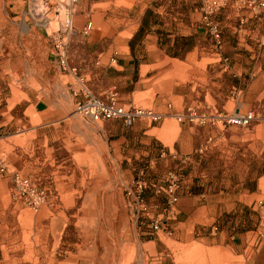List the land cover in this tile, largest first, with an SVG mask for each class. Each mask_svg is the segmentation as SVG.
I'll list each match as a JSON object with an SVG mask.
<instances>
[{
    "label": "crops",
    "instance_id": "crops-1",
    "mask_svg": "<svg viewBox=\"0 0 264 264\" xmlns=\"http://www.w3.org/2000/svg\"><path fill=\"white\" fill-rule=\"evenodd\" d=\"M30 1L0 0V142L19 135L47 145L42 151L51 155L42 168L47 162L51 168L40 178L61 201L58 206L64 205L53 216L69 220L73 213L64 201H83L86 241L78 251L69 244L63 261H122L139 243V233L148 230L128 216L125 188L147 179L146 196L160 213L165 199L154 194L153 185H164L172 172L189 175L170 225L175 244L264 258L258 244L264 172L255 192L242 188L252 157L258 154L264 167V128L258 129L263 122L232 133V127L180 123L175 117L189 107L214 106L242 112L259 107L264 114V12L228 0L213 17L222 31L217 45L207 33L203 0H79L64 70L53 38L27 14ZM89 18L93 28L85 34ZM114 87L126 106L152 108L166 117L126 125L86 122L76 112L85 92L105 96ZM209 138L211 149L197 154ZM0 152L6 157L1 145ZM238 203L258 207L260 221L256 229L232 235L225 218ZM143 244L157 249L154 240Z\"/></svg>",
    "mask_w": 264,
    "mask_h": 264
},
{
    "label": "rangeland",
    "instance_id": "rangeland-1",
    "mask_svg": "<svg viewBox=\"0 0 264 264\" xmlns=\"http://www.w3.org/2000/svg\"><path fill=\"white\" fill-rule=\"evenodd\" d=\"M54 27L52 25V28ZM49 33H52L51 29ZM249 108V110L256 111L258 119L249 128L232 127V133L240 132L243 129L248 130L259 122H263V124L258 129L264 128V114L258 110L259 107ZM226 111L247 112L234 111L233 107ZM259 138L258 135L257 139ZM0 145L7 154L5 158L11 170L19 171L42 183L40 173L51 168L48 162L42 168L43 158L51 155L50 151H42L43 148H47L46 144L44 146L41 143L38 144L34 136L21 137L17 135L8 140H1ZM61 155L63 156V154ZM258 156L257 154L252 157L251 168L244 179L246 183L242 186L251 192H255L257 189L259 175L264 172V167H259ZM37 160H39L38 163ZM4 178L7 179V183L0 185V264H83L63 261L67 255L69 244L70 248L73 244L76 245L75 248L78 251V245H82L86 241V221L82 215L83 201H64L65 207H70L69 210L73 213L69 220L67 216L59 217L56 214L55 217L53 216L55 209H61L64 205L63 207L58 206L61 201L55 200L52 197L54 191L43 183L50 190V202L35 212L14 196L11 179L5 176L0 177V179ZM225 221V226L229 228L232 235L247 229H256V225L260 221L258 207L255 208L253 204L250 206L238 203L227 214ZM64 223L67 225L64 226ZM142 232L144 234L139 233V243L130 249L129 253H125L123 260L119 261L118 259L117 262L114 261L110 264H264V258L258 256L255 258L253 256L233 258L227 252L219 253L196 245L175 244L172 235L168 234L166 230L158 233H152L149 230ZM259 236L258 244L262 243L264 247V231ZM149 240L157 242V249L143 244ZM156 257H161V260H154ZM78 259L81 261V258ZM91 264L105 263H100L97 259L95 263Z\"/></svg>",
    "mask_w": 264,
    "mask_h": 264
},
{
    "label": "built area",
    "instance_id": "built-area-1",
    "mask_svg": "<svg viewBox=\"0 0 264 264\" xmlns=\"http://www.w3.org/2000/svg\"><path fill=\"white\" fill-rule=\"evenodd\" d=\"M79 0H34L28 12L38 25L50 26L52 21L57 23V28L51 34L53 52L63 69L69 68L68 36L73 33V16ZM228 0H203V20L207 33L212 35L217 45L222 44V32L213 17L226 5ZM241 8L251 11L264 12V0H238ZM93 28L89 18L83 32L87 34ZM77 111L86 122H101L109 120H122L126 125H132L137 120H146L159 123L164 120L167 113L157 112L152 108L141 106H126L120 101L117 88L110 89L105 96H97L85 92L83 98L77 102ZM180 123L198 124L202 126L221 127L227 129L234 126L249 128L257 119L255 110L247 112H229L218 107L199 109L189 107L183 113H176ZM214 143L209 138L202 144L196 153L206 154ZM9 177L13 184L14 196L21 200L33 211H39L50 202V190L37 179L24 175L19 171L11 170L5 155L0 153V177ZM189 186V175L183 172H172L166 178L164 185L154 184V194L164 196V204L160 213L153 211V206L146 193L151 183L144 177H139L125 188V208L128 216L137 225H147L152 233L166 230L172 234L170 225L176 220L178 202L181 193Z\"/></svg>",
    "mask_w": 264,
    "mask_h": 264
},
{
    "label": "bare ground",
    "instance_id": "bare-ground-1",
    "mask_svg": "<svg viewBox=\"0 0 264 264\" xmlns=\"http://www.w3.org/2000/svg\"><path fill=\"white\" fill-rule=\"evenodd\" d=\"M34 0H31L30 1V3H29V5H28V8H27V14L28 15H30V16H32L29 12H28V10H29V7H30V5H31V3L33 2ZM79 2V1H78ZM78 2H77V4H78ZM77 4H76V12H77ZM76 12H75V14H76ZM74 14V15H75ZM73 18H74V16H73ZM35 21V20H34ZM38 25V24H37ZM52 25H54L55 27L54 28H52ZM41 26V25H40ZM42 27H44L45 29H46V31L47 32H49V30L51 29V31L53 32V29H56L57 28V23L55 22V21H52V23L50 24V26H42ZM50 34V33H49ZM52 34V33H51ZM50 34V35H51ZM52 37V36H51ZM68 48H69V44H68ZM69 55V54H68ZM62 68V67H61ZM64 70H66V69H64ZM76 112L77 113H79L78 111H77V107H76ZM80 114V113H79ZM81 115V114H80ZM82 116V115H81ZM83 117V116H82ZM231 127H234V126H231Z\"/></svg>",
    "mask_w": 264,
    "mask_h": 264
}]
</instances>
